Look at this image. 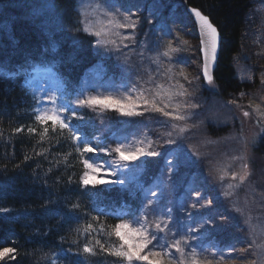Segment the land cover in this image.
<instances>
[{
	"label": "trees",
	"instance_id": "16d2710c",
	"mask_svg": "<svg viewBox=\"0 0 264 264\" xmlns=\"http://www.w3.org/2000/svg\"><path fill=\"white\" fill-rule=\"evenodd\" d=\"M78 1L0 0V209H8L7 212H0V250L16 249L15 253L6 254L0 264H77L81 260L84 264H121L118 258L100 253L96 240H100L106 248L118 246L119 241L113 233L115 224L122 219L130 221L140 214L141 201L144 200L142 192L130 193L119 186L108 185L95 189L81 188L80 178L85 170L82 159L92 156L96 163L105 164L111 157L103 153L81 156L70 139V133L61 134L58 128L53 132L51 122L41 125L35 120L39 99L28 84L33 70L50 68L59 78L62 93L66 92L62 94L63 100L68 103L75 101L81 88L86 89L88 75L93 70L107 77L128 74L130 67L132 70L135 68L132 66L136 63L122 50L119 54L115 50L108 51V55L98 47L91 51L93 36L83 31ZM141 1L120 0L133 5ZM252 1L179 0L186 13L187 6H192L207 15L221 34L219 58L213 73L215 89L203 87L201 90L204 99L200 107L203 110L201 117L206 113L209 98L225 103L230 100L237 102L257 86L255 72L250 78L247 75L240 77L234 63L241 50L245 21ZM46 3L55 4L57 9L38 7ZM144 5L142 15L148 4ZM168 13V9L161 11L159 21H164ZM76 27H79V32L72 30ZM190 27L195 30L193 22H190ZM252 68L255 69L254 66ZM78 114L85 117L86 123L81 130L88 140L96 144L99 138H104L99 146L110 144L115 147L119 135L142 133L147 128L160 144L156 137L160 127L155 120L165 117L158 112L148 111L133 118L114 111H107L104 115L92 113L89 109H79ZM223 117H206L205 121L185 133V139L203 136L212 140L221 138L215 146L218 150L225 149L227 138L234 132L230 126L237 125V121L230 125ZM45 127L49 129L47 133L43 131ZM17 128L23 130L17 132ZM28 128L36 131L29 133ZM160 149L165 151L164 147ZM208 149H211V153L208 152L210 155L214 153L210 146ZM250 158L254 161L252 166L259 167L264 177V135L252 146ZM164 160L162 155L135 162L144 189L153 190L160 186V179L166 182L157 193V214L171 208L174 219L181 220V224L176 225L181 231L184 226L204 217L218 219L222 212L228 219L223 225L206 226L207 239L215 238L219 246L241 242L249 233V227L244 215L235 212L234 208L230 211L232 207L226 199L215 196L213 206L190 209L192 220L182 211L189 205L186 195H190L187 188L192 173H196L192 180L196 188L200 191L207 188L203 165L208 159H200L194 166L181 167L170 178L165 173ZM253 181L252 187L263 188L258 186L257 175ZM248 182L247 187L251 184ZM182 199L184 203L179 207ZM245 204L249 208L256 205L253 199ZM120 211L122 216H119ZM150 219H155V216H150ZM86 243L97 251L96 256L83 253ZM245 245L247 251L240 252L238 249L232 254L252 258L256 254L255 247ZM13 255L15 259H12Z\"/></svg>",
	"mask_w": 264,
	"mask_h": 264
},
{
	"label": "rangeland",
	"instance_id": "374dc122",
	"mask_svg": "<svg viewBox=\"0 0 264 264\" xmlns=\"http://www.w3.org/2000/svg\"><path fill=\"white\" fill-rule=\"evenodd\" d=\"M99 2L100 0L78 1L77 9L80 12L82 23L87 16L92 21H98V23L94 25L93 31L103 27L107 31L120 33V36L109 37V39H115L118 45L120 44V38L122 36L132 35L134 32L136 43L129 44L128 48H123L122 45L120 47L122 51L125 53L127 52L128 57L130 56L131 61L136 64L132 66L135 67L133 70L130 67L128 74H118L117 76L102 77L100 72L93 70L94 72H90L88 75L89 79L86 89L90 90L92 94H116L117 89H119L121 85H130V83L136 82L137 77H139L146 89V95L155 96L156 91H159L161 96L157 97V99L160 100L165 97L168 91H175L179 88V84H183L191 95H186L182 98L174 97L167 110L173 111L175 103L183 100L185 103L192 102L199 104L197 109H184L185 112L191 111L194 113L192 118L187 121L190 125L199 124L202 120L205 121L206 117L215 118L219 115H223L225 122L230 123V125L237 121V125L230 126L231 130H234V132L227 138V146L222 150H218V147L215 146L217 144L216 141L221 138L212 140L205 139L203 136V138L190 137L191 139L187 140L185 139V133L191 127L183 134L181 142L185 149L190 152L198 153L200 159H208L203 165L206 169L204 177L207 183V188L204 187V190H201L202 194H204L203 197L213 199L215 196H220L226 199L228 204L232 207L230 211L232 212L234 208L233 210H235V212L240 213L241 216L244 215V220L249 227H247L249 233L242 239L243 242H235L220 246L217 244L215 238L207 239V232H205L204 239L200 242L197 249L196 258L201 261V264H209V261L211 264H252L253 261H256V264H264V249L258 247V245H264V214H261L264 212V177L259 167L256 166L254 168V166H252L254 161H251L252 158H250L252 146L264 135V131H262V129H264V116L260 115V112H264V0L252 1L251 8L247 13L245 21L241 50L234 58V63L236 64L240 77L245 78V75H247V77L250 78L255 72L257 77L256 88L249 91L245 96L243 95L241 100L237 102L230 100L225 103L218 99L209 98L210 103L205 111L206 113L202 117L200 114L203 110H200V107L204 99L201 90L203 87L208 89H215V87L205 83L201 76V61L200 57L197 56L199 50L197 33L196 30L190 27V22H192V20L184 11L183 5L179 0H142L141 3L138 4L135 2V5L131 3L126 4L119 0L125 7L133 6V11H136L135 6L141 8L140 11L136 12V16L140 18V23H138L135 30L130 28H114L112 25H109L107 22L108 18L104 17L99 11L93 12L94 6ZM81 3L84 7H81ZM146 3L148 6L142 15L141 11L146 7L144 5ZM89 5L92 7H88ZM165 9L169 11L168 17L163 19L164 21H159L161 11ZM135 18L136 17H133V19ZM149 18L153 20L152 24L147 23ZM83 27H85L84 23ZM96 39L97 38L93 36V48L91 51L97 47L95 43ZM185 40L188 41L187 45L182 43V41ZM170 42L172 47L184 49V51L178 53L170 52L171 61L169 57L163 56V52L169 51ZM124 43L129 42L124 41ZM109 48L115 50V46L113 45H108L102 48V50L106 51L108 55ZM141 53H143V55H141ZM121 60H123V57H121ZM124 61L126 60L124 59ZM253 66L255 69L252 68ZM169 68H171L170 73L167 71ZM181 69H183L184 76L179 75ZM97 73H100L99 77L96 75ZM150 74L152 76L151 81L149 80ZM185 76L188 78L187 80H185ZM169 77H171V79ZM196 77H199V79H195ZM109 78L111 79L109 80ZM189 80L192 81L191 84L188 83ZM30 83L33 93L39 99L37 108L50 109L52 105L48 103L46 93H54L57 96L60 93L59 90L56 91L58 89V81L55 75L49 71H35ZM100 84L104 86L99 87L98 85ZM158 85L160 87H157ZM164 102L167 103L168 101L165 100ZM57 103L63 104L64 102L57 101ZM257 105L260 106V112L257 111ZM160 106L163 105L161 104ZM89 111L92 113L98 112L92 111L91 109H89ZM245 111L249 112V116L245 117L243 115ZM105 113L106 112L102 115ZM155 122L158 123L160 127V130L156 133V137L160 141V144H162L163 140L159 139V137H163L165 132L171 130L170 124L174 121L160 118L156 119ZM162 122H168L169 126H162ZM180 123L183 125V122ZM147 130L149 129L147 128L144 132L137 134L123 133L118 136L116 142L123 141L132 146H140L138 142L143 141V146L145 147L148 141H154L157 144L158 141L154 138V135ZM238 130L239 132L237 133ZM209 146L213 149L214 153L212 152V154H214V156L208 153H211V149H208ZM166 147L169 146L164 145L165 150ZM158 150L163 152V149ZM244 164L248 165L247 171L249 172L246 180L243 182H240L238 178L233 180V172L237 173V177L244 173ZM165 173H167L166 169ZM195 174L196 173H192L190 175L188 183L187 194L190 195L186 196L189 198V204L195 200L191 195L192 192L199 190L196 188V185H194L195 182H192L196 177ZM255 174L258 177V186L263 187L262 189L258 187L255 189V186L252 187V183L255 182L253 181L255 180ZM248 180V183H251L249 187L245 186ZM159 183L161 188L157 185L153 189V191L157 193L161 191L162 186L166 184V182L163 183L162 179L159 180ZM197 185L200 186L199 184ZM229 185H231V187H229ZM212 187L214 190L212 189L211 191L210 188ZM225 193H229V195H225ZM244 195H246V197ZM252 199L256 205L249 208L245 202L248 200L252 201ZM183 203L184 199L180 200L178 203L179 207H181ZM221 214L223 215L222 212ZM135 217H137V215L134 216V218ZM205 218L206 217L202 218V220ZM182 231L183 229L180 232ZM170 236L171 235H169L168 239ZM176 238H178V236ZM172 239L173 237L169 240L171 241ZM253 241H255V243H253ZM245 244H251L255 247L256 254L252 258H244L240 254H237V256L232 254L234 250L239 249L240 252H242V249H247L244 247ZM172 251L178 256L174 249Z\"/></svg>",
	"mask_w": 264,
	"mask_h": 264
},
{
	"label": "snow or ice",
	"instance_id": "6c2138e0",
	"mask_svg": "<svg viewBox=\"0 0 264 264\" xmlns=\"http://www.w3.org/2000/svg\"><path fill=\"white\" fill-rule=\"evenodd\" d=\"M38 7L48 10L57 9V6L52 3L42 4ZM81 7H84L82 3ZM88 7L92 6L89 5ZM135 7L136 11H133V6L125 7L119 0H100L94 6L93 12L99 11L104 17L108 18V24L114 28H130L135 30L138 23H140V18L136 16V12L141 10L139 6ZM191 12L199 24V52L202 54L203 60L202 75L208 85L215 87L211 69L214 67L218 58L220 33L207 15L202 14L201 11L195 8L191 9ZM133 17L136 18L133 19ZM83 23L85 24L83 28L84 33H90L97 38L95 43L98 48L113 45L115 46V51L120 53L121 45L123 48H128L129 44L136 43L134 32L132 35L122 36L120 38V44L118 45L115 39H109V37L120 36V33L107 31L103 27L93 31V27L98 21H92L87 16ZM147 23L152 24L153 20L149 18ZM72 30L75 32L80 31L79 27ZM124 41H128L129 43H124ZM182 43L187 45L188 41L185 40ZM109 51L111 52L112 49L109 48ZM181 51H184V49L172 47L170 42L169 51L163 52V56L169 57L171 61L170 52L178 53ZM119 58L118 55L117 60ZM125 60H127V57H125ZM48 71L51 73L50 68ZM167 71L170 73L171 68ZM96 75L99 77L100 73ZM179 75L184 76L183 69L180 70ZM169 78L171 79V77ZM184 78L185 80L188 79L186 76ZM57 79L59 78L57 77ZM195 79H199V77ZM149 80H152L151 74L149 75ZM177 83L179 84L178 81ZM188 83L191 84L192 81L189 80ZM98 86L103 87L104 85L100 84ZM157 87L160 86L158 85ZM62 94H66V92ZM186 95H191V93H188V90L183 84H179L177 90L168 91L163 99L158 100L157 97H160L161 93L156 91L155 96L146 95V89L140 81V78L137 77L136 82H132L130 85H121L117 89L116 94H92L90 90L81 88L77 92L74 102L69 101L63 104L57 103L58 97L54 93H46L47 101L52 107L50 109H35V120L41 125H47L51 122L53 132L58 128L61 134L64 132L70 133V139L75 143L76 151L81 156L89 153L94 156L97 153H103L105 156L111 157L105 164L96 163L92 156L82 159V164L85 169L80 178L82 189H95L100 185H108L119 186L120 189L130 193L142 192L144 194V200L141 201V208L139 209L140 214L130 221L122 219L115 224L113 233L119 241L118 246L106 248L101 244L100 240H96L100 253H107L109 256L118 258L121 264H201V261L196 258L197 249L200 242L204 239L206 226H216L217 223L223 225L228 219L224 215H220L218 219L208 217L202 221L193 222L184 226V230L180 232L176 225L181 224V220L174 219L171 208H167L166 211L158 215L159 197H157V192L151 189H144L143 184L139 181V167L135 162L142 158L160 157L163 155L165 157L164 164L169 178L172 173L178 171L181 167L194 166L200 160L198 153L186 150L181 142L183 134L188 128L195 127V125L187 123L194 113L191 111L185 112L184 109H197L199 104L192 102L185 103L183 100H180L175 103L173 111L167 110L174 97L182 98ZM165 100L168 102L165 103ZM161 104L163 106H160ZM79 109H91L101 114L107 111H114L128 118L143 116L145 112L153 111L160 113L165 118H170L174 122L170 124L171 130L165 132L163 137H159V139L163 140L162 144L148 141L145 147L143 146V141L138 142L140 146H132L123 141H118L115 147L110 144L107 146H94L81 130L86 121L83 115L78 114ZM257 111L260 112L259 105H257ZM243 115L247 117L249 116V112L245 111ZM260 115L264 116V112H260ZM74 121H79L80 123L77 124ZM180 122H183V125ZM162 126L168 127V122H162ZM22 130V128L16 129L17 132ZM27 130L29 133L36 131L34 128H28ZM43 131L47 133L49 129L45 127ZM164 145L171 147L167 148L164 152L158 150L163 148ZM243 167L245 171L242 175L237 177V173H232L233 180L237 178L240 182L246 180L249 175L247 171L248 165L244 164ZM191 195L195 200L188 205V208L182 209V211L187 213L189 220H192V212L190 209H205L214 204L213 199L203 197L202 191L200 190L193 191ZM225 195H229V193H225ZM153 198L156 199L154 200ZM74 207H78V205H74ZM7 211L8 209L6 208L0 209V212ZM104 214L106 215L107 213ZM150 216H155V219H150ZM88 227L91 228V225ZM169 235L173 237L171 241L168 239ZM177 236L178 238H176ZM249 247L251 248L252 245H249ZM258 247L264 249V245H258ZM173 249L178 256L173 253ZM15 251V248L3 249L0 251V260H3L6 254L15 253ZM82 251L84 254L91 256L98 254L87 243L84 244ZM241 251H247V249H242ZM12 259H15L14 255ZM77 264H84V261H78ZM209 264H211L210 261ZM252 264H256V261H253Z\"/></svg>",
	"mask_w": 264,
	"mask_h": 264
},
{
	"label": "water",
	"instance_id": "95a60500",
	"mask_svg": "<svg viewBox=\"0 0 264 264\" xmlns=\"http://www.w3.org/2000/svg\"><path fill=\"white\" fill-rule=\"evenodd\" d=\"M193 8H195V7H192V6H188L187 7V11H188V13H189V15L191 16V19H192V21H193V23H194V25H195V28H196V32H197V37H198V43H199V48H200V30H199V24H198V22H197V20H196V18H195V16H194V14L191 12V9H193ZM195 9H197V10H199L198 8H195ZM200 11V10H199ZM201 13L202 14H204L202 11H201ZM205 15V14H204ZM210 19V18H209ZM211 21V20H210ZM212 22V21H211ZM213 23V22H212ZM214 26H215V24H214ZM218 29V28H217ZM219 31V30H218ZM220 33V32H219ZM220 46H221V34H220V43H219V48H218V58H219V53H220ZM198 52H199V50H198ZM199 55H200V61H201V76H202V78H203V75H202V63H203V60H202V54L199 52ZM218 58H217V61H216V63H215V65H214V67L211 69V71H212V74L214 73V70H215V68H216V66H217V62H218ZM204 79V78H203ZM206 82V81H205Z\"/></svg>",
	"mask_w": 264,
	"mask_h": 264
},
{
	"label": "bare ground",
	"instance_id": "6f19581e",
	"mask_svg": "<svg viewBox=\"0 0 264 264\" xmlns=\"http://www.w3.org/2000/svg\"><path fill=\"white\" fill-rule=\"evenodd\" d=\"M188 7V6H187Z\"/></svg>",
	"mask_w": 264,
	"mask_h": 264
}]
</instances>
